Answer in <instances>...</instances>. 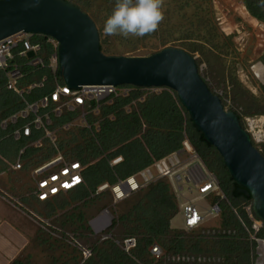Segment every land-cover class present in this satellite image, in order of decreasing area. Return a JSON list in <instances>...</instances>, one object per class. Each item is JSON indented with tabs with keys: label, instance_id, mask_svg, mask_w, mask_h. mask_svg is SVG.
Here are the masks:
<instances>
[{
	"label": "rangeland",
	"instance_id": "obj_1",
	"mask_svg": "<svg viewBox=\"0 0 264 264\" xmlns=\"http://www.w3.org/2000/svg\"><path fill=\"white\" fill-rule=\"evenodd\" d=\"M66 1L77 6L94 22L99 47L106 56L146 57L168 47L188 53L195 59L200 77L210 92L219 97L224 109L238 115L242 128L250 134L261 131L258 138L252 136L251 142L264 155V22L249 16L243 0H161L163 15L157 28L144 36L129 34L127 37L106 35L103 31L104 21L117 0ZM130 87L121 86L118 91L130 93ZM140 89L142 96L127 106L126 112L137 109V102H142L147 96L168 90ZM78 119L76 113L71 128L60 134L61 145L66 143L71 147L72 138L81 143L83 138L79 130L82 126ZM96 119L99 121V116ZM248 120L254 122L253 128ZM0 147L6 152L4 156L0 155V186L7 192L17 188L18 194L12 192L20 206L16 205L23 209L34 225L32 237L17 259L25 264H80L83 262L82 249L90 250L88 258H93L97 248L107 246L105 242L120 245L126 236L120 217L143 198L144 192L139 191L113 203L107 191L97 195L91 192L79 200L74 196L76 190H73L50 202H39L32 194L31 168L47 156L49 148L35 154L30 165H25L22 171H13L11 163L16 159L17 145L6 138ZM187 196L193 198L195 194L190 192ZM206 202L208 204L212 200L207 198ZM244 204L240 203L233 212L238 215L241 209L246 208ZM198 205L203 212L207 211L204 201H199ZM104 210L112 215L113 225L101 234L94 233L91 222ZM169 224V233L159 240L165 250L168 241L177 234L187 242L200 241V252L193 253L186 245L184 254H180L189 257L188 263L191 264L199 263V259L207 264L221 263L222 258L213 242L221 235L235 234L232 228L221 226L220 217L210 216L195 230L178 229L181 227L179 208ZM244 228L247 231L246 226ZM173 258L176 256H169L167 260Z\"/></svg>",
	"mask_w": 264,
	"mask_h": 264
},
{
	"label": "trees",
	"instance_id": "obj_2",
	"mask_svg": "<svg viewBox=\"0 0 264 264\" xmlns=\"http://www.w3.org/2000/svg\"><path fill=\"white\" fill-rule=\"evenodd\" d=\"M243 2L250 17L264 22V9L257 0H243ZM46 39L47 37L39 35L33 38L34 41L42 44L43 66H23L21 69L25 75L23 84L40 81L42 77H46L43 88L35 89L25 96L29 102L49 94L56 83L62 84L57 71L53 72L48 67L54 48L46 42ZM4 85L5 76L0 72V145L6 138L12 141L10 135L12 130L26 122L19 120L17 124H9L2 129V121L23 109L21 99L7 90ZM130 88L132 91L128 96L117 97L112 104L100 108L97 131L93 127L91 129L82 127L79 130L82 134L80 137L83 138L81 143H77V139L72 138L70 139L73 144L71 147L69 144L61 145V141L59 142V148L66 157L78 159L86 166L85 185L76 189L75 198L81 200L91 192L93 193L102 182L114 184L117 180H123L150 165L153 160L179 150L185 133L206 169L215 175L218 186L226 198L219 202L221 226L235 231V234L221 235L213 242L222 258L219 264H251L253 242L249 240L244 228L249 226L250 221L244 210L239 211L240 219L233 212L238 209L240 203L250 202V198L236 193L237 187L224 167L221 157L211 145L204 142L203 136L196 131L174 93L163 90L159 94L147 96L142 102H137V109L126 112V107L142 96L140 88ZM75 116L76 113H65L62 117L55 119V124L60 126L73 120ZM96 120V117L87 118L90 125ZM13 143L17 145L15 151L17 153L22 142ZM40 151H29L28 165ZM49 153L52 155L53 152L49 151ZM49 153L34 165L49 159L51 157ZM5 154L6 152L0 147V155ZM261 155L264 157L263 154ZM118 156L122 157V161L111 166L110 161ZM140 192H144L143 198L120 217L123 233L126 234L123 239L135 238V248L125 253L115 243L105 242L107 246L97 248L93 258H88L80 264H151L153 260L150 257L149 248L154 243L158 244L164 252V257L155 264H191L167 259L169 256L184 254L186 245L191 252H200V241L187 242L177 234L168 241L166 250L159 242L169 233L170 219L178 209L171 186L166 181L160 180ZM217 200L214 197L212 202ZM10 264L25 263L16 258ZM193 264L207 263L201 261L193 262Z\"/></svg>",
	"mask_w": 264,
	"mask_h": 264
},
{
	"label": "built area",
	"instance_id": "obj_3",
	"mask_svg": "<svg viewBox=\"0 0 264 264\" xmlns=\"http://www.w3.org/2000/svg\"><path fill=\"white\" fill-rule=\"evenodd\" d=\"M34 36L38 35L20 33L0 41V72L5 76L4 86L23 102V109L2 121L1 127L5 129L8 122L15 125L19 120L26 121L22 126L14 128L10 134L15 141L22 142L16 159L11 164L13 171H22L25 165H28L27 154L30 150L40 151L49 148L53 152L49 159L31 168L33 196L39 202H50L59 195L84 186V171L86 169V166L78 159L66 157L59 148L60 134L71 128L74 119L60 126L55 124V119L62 117L65 113H78V120L83 128L91 129L93 127L97 131L99 121L96 120L90 125L87 118L99 116L102 106L112 104L117 97L128 96L129 92L118 91L121 86L101 85L80 86L79 89L70 90L63 83H56L49 94L31 102L27 101L26 95L35 89L43 88L46 84V77L30 84L22 82L25 77L21 70L23 66H43L42 44L39 41H34ZM46 42L54 48L48 67L58 73L57 41L47 37ZM29 52L33 53L32 57L27 56ZM262 120L260 122H263ZM248 122L253 128L254 122L249 120ZM260 132L259 130L258 133L260 134ZM247 133L251 139L254 135L259 137L257 133L254 135ZM121 161V156L115 157L110 161V165L114 166ZM160 180L166 181L171 186L177 198L181 215V227L178 229L195 230L204 223L206 217H219V202L226 198L218 186L215 175L206 169L185 135L179 150L158 160H153L150 165L123 180H117L114 184L102 182L96 187L94 194L107 191L111 194L113 203H117ZM190 192L195 194L193 198H188L187 195ZM214 197L218 200L207 204V198L212 200ZM199 201L205 202L207 211H202L198 205ZM244 206L246 208L243 210L250 221L246 232L249 240L253 242L251 264H264V224L255 217L251 201L245 203ZM111 225L112 215L104 210L92 220L91 229L94 233L101 234ZM119 246L125 253H129L135 248L136 240L133 237H127ZM149 253L153 262L164 257L163 250L156 243L149 248ZM81 254L82 261H85L91 255V251L82 249ZM172 260L188 262L189 257L176 255V258ZM199 261L203 260L199 259Z\"/></svg>",
	"mask_w": 264,
	"mask_h": 264
},
{
	"label": "water",
	"instance_id": "obj_4",
	"mask_svg": "<svg viewBox=\"0 0 264 264\" xmlns=\"http://www.w3.org/2000/svg\"><path fill=\"white\" fill-rule=\"evenodd\" d=\"M257 1L264 9V0ZM20 33L57 41L58 77L70 90L112 85L174 92L196 131L221 157L236 193L250 198L264 224V157L238 116L210 92L188 53L168 47L146 57L106 56L94 22L69 1L0 0V41Z\"/></svg>",
	"mask_w": 264,
	"mask_h": 264
},
{
	"label": "crops",
	"instance_id": "obj_5",
	"mask_svg": "<svg viewBox=\"0 0 264 264\" xmlns=\"http://www.w3.org/2000/svg\"><path fill=\"white\" fill-rule=\"evenodd\" d=\"M12 141L18 142L13 138ZM16 190L17 188L7 192L0 186V264H10L22 253L34 229L32 221L27 218L23 209L18 207L20 205L15 201L17 197H14L12 192Z\"/></svg>",
	"mask_w": 264,
	"mask_h": 264
},
{
	"label": "clouds",
	"instance_id": "obj_6",
	"mask_svg": "<svg viewBox=\"0 0 264 264\" xmlns=\"http://www.w3.org/2000/svg\"><path fill=\"white\" fill-rule=\"evenodd\" d=\"M162 15L161 0H117L103 31L106 35L144 36L157 28Z\"/></svg>",
	"mask_w": 264,
	"mask_h": 264
},
{
	"label": "bare ground",
	"instance_id": "obj_7",
	"mask_svg": "<svg viewBox=\"0 0 264 264\" xmlns=\"http://www.w3.org/2000/svg\"><path fill=\"white\" fill-rule=\"evenodd\" d=\"M15 36V35H14ZM101 86H112V85H101ZM256 123V122H255ZM258 124H259V122H258ZM257 125V124H256ZM254 126V125H253ZM262 126V125H261ZM257 128V127H256Z\"/></svg>",
	"mask_w": 264,
	"mask_h": 264
}]
</instances>
